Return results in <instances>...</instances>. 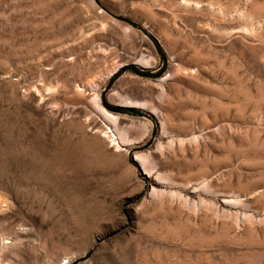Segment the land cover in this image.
I'll use <instances>...</instances> for the list:
<instances>
[{"label": "rangeland", "instance_id": "374dc122", "mask_svg": "<svg viewBox=\"0 0 264 264\" xmlns=\"http://www.w3.org/2000/svg\"><path fill=\"white\" fill-rule=\"evenodd\" d=\"M87 251L264 264V0H0V264Z\"/></svg>", "mask_w": 264, "mask_h": 264}, {"label": "water", "instance_id": "95a60500", "mask_svg": "<svg viewBox=\"0 0 264 264\" xmlns=\"http://www.w3.org/2000/svg\"><path fill=\"white\" fill-rule=\"evenodd\" d=\"M112 16L115 19L120 20V21H122L124 23H127L128 25H130L132 27H135V28L139 29L142 33H144L147 36V38L153 43V45H154V47H155V49L158 52L159 57H160V65L155 69V71H149V70H147L146 67L141 66L139 64H134V63L126 64L124 66V68H122L121 70L128 69V70H131V71H133L134 73H136L138 75L148 76V77H154V76L159 75L162 72L163 68H164L165 58H164V55H163L162 51L160 50V48L158 46L156 38L152 34L148 33L141 24L133 21L132 19H130V18L126 17V16H123V15L112 14ZM105 106L109 107L106 104H105ZM115 109H117V110H125V111L131 112V113H135V114H138V115H141L143 117L151 119V117H150V115L148 113L141 112V111L135 109L133 106H130V105L115 107ZM89 254H90V251H87L82 257H80L77 260H74L73 262H71V264H75L77 261H81V260L87 258Z\"/></svg>", "mask_w": 264, "mask_h": 264}, {"label": "bare ground", "instance_id": "6f19581e", "mask_svg": "<svg viewBox=\"0 0 264 264\" xmlns=\"http://www.w3.org/2000/svg\"><path fill=\"white\" fill-rule=\"evenodd\" d=\"M143 26V25H142ZM144 27V26H143ZM149 32V31H148ZM150 33V32H149ZM151 34V33H150ZM156 38V37H155ZM156 41H157V43H158V46H159V48H160V50H161V46H160V44H159V41H158V39L156 38ZM140 63H142V64H144V65H147V64H149L150 63V60H148V59H144L143 57L140 59V61H139ZM140 65V64H139ZM141 66H143V65H141ZM144 67H146V66H144ZM130 104V103H129ZM110 107V106H109ZM136 158H138L139 160H141V162L139 163L140 164V166H141V168H142V173L144 174V176H145V178H146V180H147V184H150V185H152L153 183H157V180H156V177H154V173H155V171H154V167H153V165H149V164H147L148 162H147V160L149 159V156L148 155H139L138 157H136ZM146 164L149 166L148 168H150V169H147V166H146ZM152 192V195H156V193L154 192L155 190L154 189H152L151 190ZM225 198L224 197H222V200H221V202L222 203H226L225 202Z\"/></svg>", "mask_w": 264, "mask_h": 264}]
</instances>
